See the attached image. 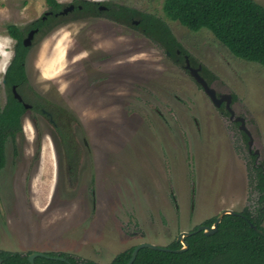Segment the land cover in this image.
<instances>
[{
	"label": "rangeland",
	"instance_id": "obj_1",
	"mask_svg": "<svg viewBox=\"0 0 264 264\" xmlns=\"http://www.w3.org/2000/svg\"><path fill=\"white\" fill-rule=\"evenodd\" d=\"M112 1L166 21L212 87L231 94L252 135L251 152L185 59H172L140 29L67 14L37 33L26 54L21 92L56 109V125L25 112L21 131L5 144L2 250L66 252L108 264L138 242L165 246L223 209L253 210L252 152L264 161V67L233 56L207 29L165 19L161 0ZM46 10L44 0H0V45L8 54L5 65L0 60V103L15 44L4 26L25 27Z\"/></svg>",
	"mask_w": 264,
	"mask_h": 264
},
{
	"label": "trees",
	"instance_id": "obj_2",
	"mask_svg": "<svg viewBox=\"0 0 264 264\" xmlns=\"http://www.w3.org/2000/svg\"><path fill=\"white\" fill-rule=\"evenodd\" d=\"M44 1L47 6L45 18L40 17L25 27L13 23L4 26L5 32L15 40V44L13 55L2 77L6 94L3 103H0V169L5 163V144L8 140L13 141L21 131V117L25 111L22 102L15 98L11 91L13 85L15 89H20L27 82L25 58L29 46H24L22 40L31 28L37 27V33H44L65 18L59 14L64 6L61 2ZM72 4L74 8L71 16L73 15L74 19L103 17L140 29L172 59L184 60L187 57L190 66L199 65L189 57L162 17L112 0H72ZM161 11L165 19L177 21L191 31L209 30L233 56L264 67V5L256 0H161ZM203 71L204 69L200 72L201 76L210 83ZM35 106L39 108L40 105ZM57 129L61 133L59 124ZM254 171L257 199L252 211L244 208L239 212L224 214L217 224L216 231L209 235L195 231L197 226H194L190 230L192 233L184 237L187 248L183 251H173L181 246L175 240L166 245L171 250L142 247L130 264H264V234L252 227L254 225L264 232L263 160L254 165ZM215 218L216 216L207 219L202 224L211 226ZM132 249L133 246L118 252L108 264L126 263ZM29 253L0 249V264H30L27 259ZM48 254L62 256L71 264L93 263L66 252ZM34 264L67 262L36 256Z\"/></svg>",
	"mask_w": 264,
	"mask_h": 264
},
{
	"label": "water",
	"instance_id": "obj_3",
	"mask_svg": "<svg viewBox=\"0 0 264 264\" xmlns=\"http://www.w3.org/2000/svg\"><path fill=\"white\" fill-rule=\"evenodd\" d=\"M73 7V5H69L67 8H64L60 11V13H65L68 9H71ZM134 23H136V21L134 20ZM37 31L36 28L34 29H31L28 31L27 35L23 38L22 42H23V45L24 46H29L31 44V39L33 38V35L34 33ZM185 63H186V68L189 69V73L191 74V76L194 78V80L202 87V89L204 90V92L208 95V97L210 98V100L213 102V104L215 106H219L221 102H225V105L226 107H229V103L231 102V94L229 92H224V93H221L219 96L216 95V91L215 89L212 87V85L208 84L207 81L200 75L199 71L201 69V66H197V67H192L190 66L189 62H188V59L187 57L185 58ZM12 91H13V95L15 98H17L18 100H20V96L19 94L16 92L15 90V86L13 85L12 86ZM25 107L27 106V104H24ZM241 121H243L242 118H240ZM248 134L249 131L246 129L245 130ZM252 139L251 138V135H250V139H249V145H251L252 143ZM257 149L254 150L255 153H257ZM226 213H235L234 211L230 210V209H223L221 210L214 222L212 223L211 226H207V225H204V224H200L196 227L195 231H202L205 235H209V234H212L213 232L216 231V228H217V224L220 222L222 216ZM252 225V224H251ZM253 228H255L258 232L264 234V232L258 228H256L254 225H252ZM192 233V231H181L179 234H178V237H177V240L181 241L182 243V246L181 248L179 249H175L173 251H183L184 249L187 248V242L184 240V237L185 236H188ZM142 247H148V248H151V249H157V250H170L169 248H166V247H161V246H157V245H154L152 243H140L138 245H136L133 250L131 251V255H130V258L128 259V261L124 264H130L135 256H136V253L137 251L142 248ZM36 256H43V257H46V258H55V259H59V260H63V261H66L67 264H71V262H69L68 260H66L64 257L62 256H52V255H49V254H45V253H42V252H30L28 255H27V259L28 261L30 262V264H34V258ZM0 262H1V258H0ZM95 264V263H94Z\"/></svg>",
	"mask_w": 264,
	"mask_h": 264
},
{
	"label": "flooded vegetation",
	"instance_id": "obj_4",
	"mask_svg": "<svg viewBox=\"0 0 264 264\" xmlns=\"http://www.w3.org/2000/svg\"><path fill=\"white\" fill-rule=\"evenodd\" d=\"M72 4V2L70 3V4H66V5H64L63 7H62V9H64V8H67L69 5H71ZM73 5V4H72ZM102 7V6H101ZM73 8H74V6L71 8V9H68L65 13H60L59 12V14L60 15H63V16H67V14H71V11L73 10ZM103 8V7H102ZM61 9V10H62ZM60 10V11H61ZM45 13H46V11H45ZM43 18H45V15H43L42 16ZM36 29H37V27H35ZM31 29H34V28H31ZM30 29V30H31ZM37 32H38V29H37V31L34 33V35H33V38H34V36L37 34ZM28 33V32H27ZM27 35V34H26ZM33 38L31 39V43H32V40H33ZM30 46V45H29ZM198 66H201V65H198ZM201 72V69H200V71H199V73ZM201 75V74H200ZM209 85H210V83H208ZM27 86V82L26 83H24L23 85H22V87L21 88H23V87H26ZM21 88L20 89H15L16 90V92L19 94V96H20V100L19 101H21L22 102V104H23V106H24V108H25V111H24V113L25 112H29V111H33V112H36V113H40V114H42V115H44V116H46L49 120H50V122H52V124L55 126L56 125V122L53 120V117H52V115L54 114V111H56L57 112V110L56 109H46L44 106H42L41 104H37L36 102H33V101H27V97L21 92ZM11 91H12V87H11ZM215 91H216V89H215ZM12 94H13V91H12ZM221 94V92H217L216 91V95L217 96H219ZM14 96V95H13ZM232 99V98H231ZM24 104H27V106L25 107V105ZM35 105H40L39 106V108H36V106ZM220 108L223 110V112H225V113H227V116H228V118H229V120L230 121H233V122H235V123H237L238 124V128H239V130H242V132L245 134V136H246V138H247V146H248V150H249V152H251V147H252V144H253V139H252V143H251V145H249V139H250V135H251V133H250V131H249V129L247 128V126H246V123H245V117L243 116V115H241L240 113H238L235 109H234V107L232 106V104H231V102L229 103V107H226V105H225V102H221L220 103ZM240 118H242L243 119V121H241L240 120ZM248 130L249 131V133L250 134H248L245 130ZM251 138H252V135H251ZM258 151H257V153H255V152H252V154H254V156H255V159H254V161H255V164H258V163H260V161H258V159H257V157L259 158V156H258ZM256 154H257V156H256ZM188 231H190V230H188ZM181 232V231H180ZM179 232V233H180ZM178 233V234H179ZM178 234H177V236H175L174 238L175 239H173V240H175L176 242H179L180 243V245L182 246V243H181V241H179V240H177V237H178ZM173 240H171V241H173ZM170 241V242H171ZM169 242V243H170ZM141 243H143V242H141ZM169 243H167V244H169ZM138 244H140V242H138V243H135L134 245H132L133 246V248L136 246V245H138ZM167 244H165V246H161V247H166V248H168L166 245ZM132 246H130V247H132ZM181 246L179 247V248H181ZM129 248V247H128ZM127 248V249H128ZM179 248H177V249H179ZM125 250V249H124ZM133 250V249H132ZM171 250V249H170ZM173 250H175V249H173ZM115 256V255H114ZM113 256V257H114ZM88 260V259H87ZM92 264H94V263H92Z\"/></svg>",
	"mask_w": 264,
	"mask_h": 264
},
{
	"label": "bare ground",
	"instance_id": "obj_5",
	"mask_svg": "<svg viewBox=\"0 0 264 264\" xmlns=\"http://www.w3.org/2000/svg\"><path fill=\"white\" fill-rule=\"evenodd\" d=\"M7 59H8V54L4 51L3 46L0 45V60L4 62L3 65L7 63Z\"/></svg>",
	"mask_w": 264,
	"mask_h": 264
}]
</instances>
